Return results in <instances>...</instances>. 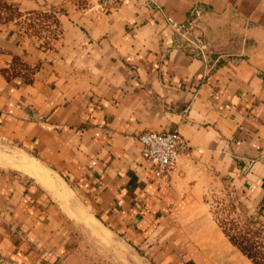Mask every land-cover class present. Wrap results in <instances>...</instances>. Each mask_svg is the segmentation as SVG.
Masks as SVG:
<instances>
[{
	"label": "crops",
	"instance_id": "obj_1",
	"mask_svg": "<svg viewBox=\"0 0 264 264\" xmlns=\"http://www.w3.org/2000/svg\"><path fill=\"white\" fill-rule=\"evenodd\" d=\"M0 1L16 9L0 8V261L54 264L88 213L160 264H254L205 195L225 185L264 226V0ZM194 7L207 58L172 26ZM144 130L188 143L166 179L140 154Z\"/></svg>",
	"mask_w": 264,
	"mask_h": 264
},
{
	"label": "rangeland",
	"instance_id": "obj_2",
	"mask_svg": "<svg viewBox=\"0 0 264 264\" xmlns=\"http://www.w3.org/2000/svg\"><path fill=\"white\" fill-rule=\"evenodd\" d=\"M39 18L33 16L30 20H26V26L34 31L42 32L41 24L43 21L46 22V19ZM200 26L202 28V18ZM0 151L8 152L2 144H0ZM18 156L42 165L30 154L20 153ZM205 200L212 216L223 231L236 234L248 229L260 228L258 240L264 243V226L254 225L246 220V217L236 208L230 189L225 185L208 190ZM93 227L95 233L92 231ZM66 228L67 246L54 264H160L150 248L133 244L105 222L97 220L88 213L82 214L78 221L68 222ZM0 264L5 263L0 261Z\"/></svg>",
	"mask_w": 264,
	"mask_h": 264
},
{
	"label": "built area",
	"instance_id": "obj_3",
	"mask_svg": "<svg viewBox=\"0 0 264 264\" xmlns=\"http://www.w3.org/2000/svg\"><path fill=\"white\" fill-rule=\"evenodd\" d=\"M118 1L99 0V9L106 12L112 9ZM149 1L154 3V0ZM201 17L200 9L194 7L185 22L172 23V26L191 51L202 58H207L210 51L202 38ZM136 137L140 143V154L157 179H166L170 175L178 155L188 147L187 141L178 130H144Z\"/></svg>",
	"mask_w": 264,
	"mask_h": 264
},
{
	"label": "trees",
	"instance_id": "obj_4",
	"mask_svg": "<svg viewBox=\"0 0 264 264\" xmlns=\"http://www.w3.org/2000/svg\"><path fill=\"white\" fill-rule=\"evenodd\" d=\"M1 7L16 11L14 7L0 1V8ZM224 232L230 241L236 245L242 253L250 258L254 264H264V243L258 240L260 228L248 229L247 231L236 234Z\"/></svg>",
	"mask_w": 264,
	"mask_h": 264
},
{
	"label": "bare ground",
	"instance_id": "obj_5",
	"mask_svg": "<svg viewBox=\"0 0 264 264\" xmlns=\"http://www.w3.org/2000/svg\"><path fill=\"white\" fill-rule=\"evenodd\" d=\"M18 166H21L23 169L27 170L30 173H33L37 176H44V171L41 169L40 165L35 162L28 160L26 158H19L17 162ZM96 230V229H95Z\"/></svg>",
	"mask_w": 264,
	"mask_h": 264
}]
</instances>
